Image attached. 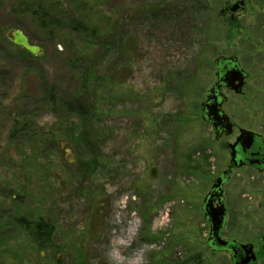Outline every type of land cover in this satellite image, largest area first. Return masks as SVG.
Wrapping results in <instances>:
<instances>
[{"label":"rangeland","instance_id":"obj_1","mask_svg":"<svg viewBox=\"0 0 264 264\" xmlns=\"http://www.w3.org/2000/svg\"><path fill=\"white\" fill-rule=\"evenodd\" d=\"M14 1L0 0V264H231L207 247L202 200L237 128L264 141V0L98 1L109 49L71 70L74 52L45 31L24 28L42 54L21 57L6 37ZM227 1L243 7L220 14ZM217 57L247 75L241 95L222 89L235 129L220 139L199 108ZM85 66L96 74L86 84L73 72ZM50 91L65 111L45 102ZM223 195V239L255 242L264 172L232 170ZM22 216L53 225L52 250L34 245Z\"/></svg>","mask_w":264,"mask_h":264},{"label":"trees","instance_id":"obj_2","mask_svg":"<svg viewBox=\"0 0 264 264\" xmlns=\"http://www.w3.org/2000/svg\"><path fill=\"white\" fill-rule=\"evenodd\" d=\"M98 1L103 4L111 0H15L8 7L9 17H12V22L8 26V30L20 29L24 31V28H32L38 31H45L52 37L51 40L60 44L63 49H71L74 52L75 60L70 58L65 61L67 67L71 70L74 62L89 61V50L100 47L104 48V50L107 48L109 49L108 31L101 23L102 21L111 20V15L108 14V11L103 12V15L101 14L98 8L102 4L98 3ZM200 1L204 2V0ZM201 9V11H204V8ZM191 13L194 16H198L199 14V12L196 14L194 10ZM101 19L103 20L101 21ZM75 37L86 38V41L78 46V42L74 41ZM82 40L84 41V39ZM17 49H19L22 58L32 56L19 47H17ZM73 72H76L80 81L84 84H86L89 79L93 78L91 76L92 73H94V77H96L95 72L87 66H85V71L83 73H80L76 69H73ZM82 88H84V86H82ZM43 99H45V102L52 108H55V106L60 107L58 108L59 112L60 109L63 111L66 110V102H61L58 98L55 99L51 91L48 92V95L45 97L43 96ZM15 130L17 129L15 128ZM20 202H22V200ZM16 223L24 229V231L28 232L34 245L38 249H53L52 242L55 230L53 225L44 219V217L38 216L34 219H27L22 216L17 218Z\"/></svg>","mask_w":264,"mask_h":264},{"label":"water","instance_id":"obj_3","mask_svg":"<svg viewBox=\"0 0 264 264\" xmlns=\"http://www.w3.org/2000/svg\"><path fill=\"white\" fill-rule=\"evenodd\" d=\"M242 6L243 1H237L228 5L226 4L219 13L222 14L226 11L235 13L240 10ZM6 37L11 40L15 46L25 50L32 56L42 54L40 47L32 44L20 29L8 30L6 32ZM223 62H226V64L230 66L225 71L221 69ZM216 67L218 70L217 82L208 89L204 101L200 103L202 112L201 120L202 122L210 124L212 131L216 135H220L222 132L225 135H229L233 130V123L229 116L222 110V104L226 100V96L220 93L218 94L216 90L222 85L226 89L233 91L236 95L241 94L244 85L245 72L234 58H224L217 62ZM256 137L259 138L257 133L244 128H239L235 142L232 144H226V147L231 149V161H234L235 164H237L234 153L237 145H239L242 150H248L252 146ZM241 160L242 159H240L239 165L242 164ZM150 175L154 176L153 167L151 168ZM223 181L224 180L221 177L214 178L210 192L206 194L202 200L203 214L210 224L209 244L212 247L211 252H229L231 264H255L256 256L252 244H240L233 240L226 241L220 236L225 222V207L221 199ZM214 200H217V205L213 204Z\"/></svg>","mask_w":264,"mask_h":264},{"label":"flooded vegetation","instance_id":"obj_4","mask_svg":"<svg viewBox=\"0 0 264 264\" xmlns=\"http://www.w3.org/2000/svg\"><path fill=\"white\" fill-rule=\"evenodd\" d=\"M227 5L228 4H233V3H230V1H227V3H226ZM225 4V5H226ZM243 7V6H242ZM226 12H229V11H226ZM226 12H224V13H226ZM230 13V12H229ZM224 58H234V59H236L235 57H217V58H215V60H214V62H215V65L217 64V62L218 61H220V60H223ZM236 61H237V59H236ZM216 67V66H215ZM230 66H228V64H226V62H223L222 63V67H221V69L223 70V71H225V70H227L228 68H229ZM244 71V70H243ZM217 72H218V70H217V67H216V73H215V76H216V81H215V83L217 82V79H218V77H217ZM246 77H247V75H246V73H245V79H246ZM244 79V80H245ZM215 83H213V84H215ZM212 85H210L209 87H208V89L211 87ZM208 89L206 90V93L208 92ZM222 89H225L226 91H228V92H231V91H229V90H227L224 86H220V88L219 89H217L216 90V92L219 94H223L224 96H225V94L222 92ZM206 93H205V95H206ZM205 95H204V98L202 99V101H204V99H205ZM201 101V102H202ZM226 101V100H225ZM224 104V103H223ZM222 104V105H223ZM200 114H201V112H200ZM239 128H241V127H239ZM239 128H237V131H238V129ZM233 129H235V126H234V124H233ZM213 132V131H212ZM233 133V130H232V132H231V134ZM213 134L215 135V138L216 139H220L222 136H225V137H228V136H230L231 134H229V135H225V134H223V132L220 134V135H216L214 132H213ZM238 135V134H237ZM237 135L235 136V138H234V140L232 141V142H229V141H226V142H224V148L227 150V152H228V154H229V161H228V164L226 165V167L219 173V174H217L214 178H217V177H221L224 181H223V183H222V197H221V199H222V203H223V205H224V207H225V204H224V195H223V187H224V184H225V182H226V180H227V178H228V175L232 172V170H234V169H238V168H248V169H250V170H253L254 172H256V173H262V172H264V155H263V150H264V141H263V139L260 137V135L259 134H257L258 135V137L259 138H255V140H254V142H253V144H252V146L248 149V150H242L241 149V147L239 146V145H237L236 147H235V161H236V163L237 164H235V162L234 161H231V156H230V154H231V149L229 148V147H226V144H232V143H234L235 142V140H236V137H237ZM240 159H242L241 160V165H239V163H240ZM214 178H213V180H212V184H213V181H214ZM211 184V185H212ZM210 189H211V186H210ZM210 189H209V191L206 193V194H208L209 192H210ZM205 194V195H206ZM204 195V196H205ZM204 198V197H203ZM214 205H217V200H214V203H213ZM226 221H227V210H226V207H225V222H224V226H223V228H222V230H221V238L223 239V236H222V232H223V229H224V227H225V224H226ZM208 222V221H207ZM208 224H209V222H208ZM209 230H210V224H209ZM224 240H226V241H235V242H237V243H240V244H252V246H253V251H254V253H255V256H256V260H255V264H260L259 263V261L261 262V264H264V232L256 239V240H254L255 242H246V243H242V242H239V241H237L236 239H234V238H231V239H224ZM255 246L257 247V249L256 250H254V248H255ZM207 247H208V249L211 251L212 250V247H211V245L209 244V233H208V238H207ZM216 252V251H215ZM215 252H212V253H215ZM229 253V252H228Z\"/></svg>","mask_w":264,"mask_h":264}]
</instances>
